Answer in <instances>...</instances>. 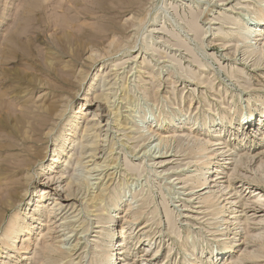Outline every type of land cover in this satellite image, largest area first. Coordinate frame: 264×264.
Listing matches in <instances>:
<instances>
[{"label": "rangeland", "instance_id": "obj_1", "mask_svg": "<svg viewBox=\"0 0 264 264\" xmlns=\"http://www.w3.org/2000/svg\"><path fill=\"white\" fill-rule=\"evenodd\" d=\"M251 6L255 10L264 9V0H0V168L4 159L13 154L2 146L18 142L20 134L18 137L15 134L22 127L23 119H30L37 114L38 106L46 107L54 100H59L60 110H66L55 126L53 138L44 145L45 160L31 171L33 181L26 196H35L30 199L31 210L36 209L38 200L42 201L40 194L44 192L43 203L49 208L63 202L66 181L62 183L56 178L57 183H50L51 186L46 182L65 165H54L53 174L47 173L48 166L53 150L64 143L61 135L72 128L71 120L76 122L88 110V119H83L77 129L79 137L75 149L82 141L85 142L84 152L98 147L97 162L102 167L93 173L90 171L93 162L85 159L69 170L76 175L74 186L80 198L98 191V185H93L97 175L114 173L106 201L96 214L106 213L107 209L113 217L116 215L115 223L111 224V229H115L114 244L118 238L123 242L122 233L128 232L127 253L119 255L122 262L126 259L124 264H185V259L186 264H235L238 258H241L238 264H264V247H261L264 243V197H254L258 186L252 190L256 182L264 180V137L261 138L258 127L253 124H248L243 132L236 129L249 108L254 106L255 118L262 115L264 69L254 70L253 59L243 60L244 48L238 37L233 41L229 35L222 39L216 37L219 28L230 34L233 26L221 20L227 16L235 18L240 13V20L255 26L256 14L249 10ZM232 7L235 9L227 12ZM190 74H197V80L188 79ZM103 76L105 79L100 82ZM101 93L106 95V101L95 99ZM93 112L98 113L96 123L103 122L102 127L83 138L81 127L84 120L94 118L90 116ZM216 114L237 119L233 129L239 135H236L237 140L240 138L236 142L233 133L225 134L223 142L230 149L236 148L232 151L234 156L228 161L213 162L209 174L217 179L227 168L215 193H229L231 199L223 205L227 204L226 210L233 206L230 218H238L232 221L235 226L231 229H237L230 234V242L236 241L234 248L225 246L220 241V232L211 226L217 223L222 229V221L214 218L207 223L209 217L204 218V210L198 209L200 201L190 198L188 188L193 182L185 184L184 181L202 173L194 167L191 152L178 148L174 141L158 146V138L146 140L152 129L157 130L175 120V125L190 127L185 132L179 129L178 134L184 132V135L209 140L212 146V136L221 130V120L210 128L211 133L202 128ZM161 133L173 135L175 129L171 127ZM248 138L251 141L248 142ZM65 146L66 149L68 145ZM72 148L70 145L66 153ZM157 153L170 156L163 167L153 161ZM60 159L63 162L66 157L60 156ZM217 167L220 171L215 173ZM46 168L44 172L48 175L41 178L38 174ZM261 186L264 194V185ZM243 201L251 206L245 212L241 207ZM130 204L132 210L128 211ZM77 206L79 209H72L68 215L79 216L65 224L72 222L78 231L70 233V227L63 234H70L68 240L74 244L80 238L81 246H87L88 253L81 264H90L95 258L93 245L99 236L97 217L84 202ZM116 206L119 211H115ZM17 209L24 210V203L8 210L6 219ZM140 209L142 218L133 220V212ZM147 222L150 226L139 232ZM83 226L92 229L81 234ZM47 227L37 224L35 244L31 243L29 248L32 259L21 261L20 255L13 251L15 257L6 262L37 264L35 258L38 256L34 253L40 251L42 239L49 238ZM190 231L193 236L187 239L185 233ZM40 232L43 235H39ZM21 244L22 241L18 245ZM0 248L2 259L7 250ZM115 249L118 252L117 245ZM186 250H190L191 256L186 257ZM76 258L66 256L60 264H79Z\"/></svg>", "mask_w": 264, "mask_h": 264}, {"label": "bare ground", "instance_id": "obj_2", "mask_svg": "<svg viewBox=\"0 0 264 264\" xmlns=\"http://www.w3.org/2000/svg\"><path fill=\"white\" fill-rule=\"evenodd\" d=\"M248 7H249V5L246 6V8H248ZM234 9L235 8L232 7L229 10H227V12H231V10L233 11ZM249 10H254V12H255L254 14H256L255 15L256 16L255 17L256 18V25L255 26H251V25L249 26L247 23L240 20V17H241L240 13H238L237 14L238 16H236L235 18H230L227 16L225 18H222L221 20L223 22L225 21L227 24H230L233 26V28H230V31H231L230 34H229V32H224V31H222L221 28H219V30L217 31L218 36H216V37L218 39H222L223 37H226L229 35L228 37H230L231 41H233L234 39L236 40V37H238V40L240 41V43H242L243 48H244V49H242L243 50V60H245V62H249L250 59H253L254 63L252 65V67H254V70L258 71L261 68L264 69V9H256L255 10L251 6V8H249ZM201 15H202V13H201ZM165 42H166V40H165ZM238 47H239V45H238ZM197 76H198L197 74H190L188 76V79L194 81V80H197V78H198ZM103 79H105V76H103L101 78L100 82H102ZM83 81H84V78L82 79V82ZM65 82H69V80L65 79ZM202 83L204 84L205 82H202ZM122 85L123 84H121V86ZM95 99H97L99 101H106L107 100L106 95H104V93H101L98 96H95ZM58 103H59V100H54V101L50 102L46 107L45 106H38L36 108L37 114L33 115L30 119H23L22 127L15 134L17 137L20 134L18 142H14V143L10 142L7 145L2 146V149L9 151V152L11 151V153H13V154L8 155L7 158L4 159V161H3L4 164L1 165V168H0V171H1L0 175L3 176V178L0 179V247H4L7 250L6 256L4 258L0 259V264H8L6 261L11 260L12 258L15 257V256H13V251H16L20 255L21 261H26V260L32 259L31 255H30L31 251L29 252V250H30L29 248L32 247L31 243L35 242L33 239H34V236L36 235L35 232L37 231V229H36L37 224L39 226H41V228H42V227H47V224L49 225L53 221H54L53 224H50L47 227V230L49 232L48 233L49 238L51 237V239L49 240L48 237L45 238L44 240L42 239L41 243L39 244V247H41L40 251H38V252L35 251V253H34L38 256V259H37V257L36 258L34 257L36 259L37 264H60V262L66 256H68V257L77 256L76 259H78L79 260L78 263L81 264V263L85 262L83 260H84V258H86L88 256V253L86 251L87 246L84 248L82 247L83 245L81 246L80 238L78 239V242H76L74 244L73 241L71 242V240H68L71 237L70 234L69 235L66 233L63 234V232L69 231L70 227L72 229L70 231V233H75L76 231H78L76 229L75 225L72 224V222H69L71 224H65V222L69 219L70 220L73 218L77 219V217L79 215L70 217V215H68V214L70 211H72V209L78 210L79 208H78L77 204H79V206H80V204L83 202L86 204L88 209L92 210V212H94L95 214L98 213L100 211V206H102L103 203L106 201V193L108 190H110L111 181H113V178H114V173H108V172H106V173L104 172V173L97 175L96 179L92 178L93 180L97 181L96 183H94L95 181L94 182L92 181V182L94 183L93 185H98V187H97L98 191L93 192L84 198L83 197L80 198V194L78 193V189H76V187L74 186L75 185L74 183L77 182L76 181V175H75V173H72V170H69V168L73 169L74 167H78V164L83 163V161L85 159H90L89 161L91 163L93 162V165H92L93 167L91 166L92 169L90 170L93 173L98 171L99 168L102 167V166H99V163L97 162L99 159L98 156L100 154V153H98V151H99L98 147H91L87 151L84 152L85 142L82 141L79 143L78 148L75 149V146H76L75 143L79 137V135L77 133V129H78V127H79V125L83 119H88L87 118V116L89 115L88 110H86L82 115H80V117H78L76 119V122L74 120H71L70 126H72V128L67 129L65 131V133L61 135V137L64 139V143L62 145L59 144L60 145L59 149L53 150V158L51 160V164L48 166V169H50V170H48L47 173H51L52 171H56L55 169H53V168H55L54 165L59 164V163H63L65 165V168L63 170H60V172L59 171L57 172L56 176H58V177H56V176L52 177V175H51L47 178V179H49V181L46 182L48 184V186L49 185L51 186L52 184H50V183H54L56 181V178L58 180H62V183L66 181V183H65L66 184V186H65L66 187V190H65L66 195L64 197L63 202L56 203L54 207L49 208V205H45V203H43V201H45L43 199L46 196V194L44 192L42 195L40 194V196H41L40 198H42V201H41V199L38 200L37 201L38 204L36 206H34L36 209L31 210L30 207L32 205V200H30V199L34 195L32 194L30 196V198H29V196H28V198H26V196L28 195V190H29L28 188L33 181L31 171L35 165H37L38 163L45 160L46 155L44 153V145L47 144L49 138L54 135L55 126L57 125L58 120L63 118V116L66 112V110L65 111L60 110V106L58 105ZM130 108H128V109H130ZM253 108H254V106L252 108H249L246 111V113L241 117V119L239 120V124L237 125L236 129L239 132L242 129V132H243V131H246V126L248 124H253L256 127H258V131L260 132V136H261V138H263L264 137V107L262 109V115L259 116L258 119L255 118L256 115H255V111ZM92 115L94 118L92 120H84V125L81 127L83 138L89 137L90 134L94 130L97 129V127H99V128L102 127L103 122L96 123V118H97L96 116L98 115V113L93 112L90 114V116H92ZM195 117L198 118L199 114H196ZM118 118H120V117H118ZM218 120H221V124H220L221 130L214 132L215 134H213V136H212V138H214V144L212 146L209 145L211 143V141H209V140L204 141V140H201L197 136L192 137L189 134L184 135L185 130H189L190 127H188L187 125H184V127L175 125V123H176L175 120H170V121H168V123L166 122V124L164 126L161 125V127H159L157 130L152 129V131L149 133V136H147L146 140L150 141V140H152L153 137H156V138H158L157 139L158 143H159L158 146L163 144V143H166L168 141H174L177 143L178 148H185V150H188L191 152V154L194 156V159H195L194 167H196L198 169V171H200L202 173L199 176L192 178V180H190V178H189V179L184 181L185 184L190 182V181L193 182V185L190 188H188L189 190H191V193H190L191 197L190 198L196 197V200L200 201L199 204L201 206L199 205L200 207H198V209L204 210V212H202V214L205 215L204 218L209 217V219L206 220L207 223H208V221L210 222V221L214 220V218L222 221L223 224L220 225L222 227V229L219 228V224H217V223L216 224L210 223V224H211V226L215 227L217 232H220V236L222 237L221 238L222 240H220V241L225 246L231 245V247L234 248L236 241L230 242V239H231L230 234L233 233V231H235L237 229V228H234V229H231V228L233 225L235 226V224H232L233 223L232 221L235 222L238 220V218H236V217L230 218V216L233 213L232 212L229 213V211H231L233 209V206L230 207L228 210H226L227 204L223 205L224 203L228 202L231 199V198H229V193L223 194V195H218L217 193H215V189L219 187L218 181L220 179H223V174H226L225 169H227V168L222 170V173H220L221 176H218L217 179H214L211 175L209 176V174L211 172L210 169H211V165L213 164V162H215L216 160H218V162L219 161H228L230 157L234 156V152H232V151L236 150V148L230 149V147L228 145H226V143L223 142L225 139V134L229 131L231 133H233L235 135L234 136L235 138L233 140L234 141L236 140V142L239 141L240 138H238V140H237L236 135H238V134H235L237 132H235V130L233 129V126L235 124V120H237V119H234V117L229 116V115H225V116L222 114L214 115L212 117V119H209L205 122L206 126H204V128H202V130L203 131L208 130V132L211 133L210 128L212 126L216 125ZM183 123H185V122H183ZM1 125H2V123H0V126ZM119 125L121 126V124H119ZM207 125H209V127ZM106 126L107 125H104V127H106ZM126 126H128V125H126ZM122 127H123V124H122L121 128ZM171 127L175 129V133L173 135H170V133H169V135H164L161 133L162 131H166V129H169ZM129 128L131 129V127H129ZM138 129L140 130L141 128H138ZM179 129H183L184 132L178 134L177 132H179ZM129 132H131V131H129ZM130 135L133 136L132 134H130ZM69 136L72 138L70 139ZM245 136H246V134H245ZM249 141H251V138L250 139L248 138V142ZM54 142L57 143L58 140H55ZM91 143L94 144V142H91ZM246 144H248V143H246ZM65 145H68V147L70 145H72L73 148L68 153H66V150L68 149V147L65 149V147H66ZM55 146H56V144H55ZM154 146H156V145H154ZM212 147H217V148L212 149ZM161 148H162V146H161ZM57 151H58V153H56ZM230 152H232V153H230ZM147 153H148V151L145 154L147 155ZM76 155H77V157H76L75 161L72 162V160L74 159V157ZM60 156H65L66 159L62 162V160L60 159ZM86 156H88V157H86ZM153 157H154L153 161H156L155 164H160L161 165L160 167H163L164 163H166L170 159L169 158L170 156H168L167 154H161V153L160 154L157 153ZM217 168L218 169H216L217 171L215 170V173L220 171L219 167H217ZM46 170H47V168L45 170H42L41 173L39 172L38 175H40V176L42 175L41 178L47 176L48 174H45V172H44ZM109 172H111V171H109ZM53 173H55V172H52V174ZM125 174H126V172H125ZM90 181H91V179H90ZM55 183H57V182H55ZM90 183H89V185H90ZM261 184L264 185V180H261L259 183L256 182L254 184V187H252V190H253L255 188V186H258V189H256L254 192V197H258V196L264 197L263 190H261V187L263 188V186H261ZM244 186H245V184H244ZM244 186H240V187H244ZM88 187H90V186H88ZM248 188H250V186ZM63 190H64V188H63ZM86 190L88 191L87 187H86ZM22 202L24 203L25 209L24 210L17 209L14 212L13 216L10 215L11 217L9 219H6L7 211L11 210V209H16L17 207H19L20 203H22ZM241 205H242L241 207H242L243 212H245V211H247V209L251 208V206H247V203H244V201L242 202ZM118 206H120V205H118ZM118 206H116L115 211H119ZM68 208H70L71 210L67 211ZM130 210H132L131 204L129 206L128 211H130ZM209 210H211L210 213L208 212ZM141 211H142V209H140L139 211L133 212V215H132L133 220H139L140 218H142ZM105 212L106 213L96 214V217H97L96 229L98 230L96 233L99 236L96 238L97 241L93 245V249H94L93 254L95 255V258L90 261V264H122V263L124 264L126 262V259H124V261L122 262L121 261L122 257H120V256L125 255L127 253V245L130 244V240H129L130 236H128V232H123L122 233L123 234L122 239H124V241L119 242V238H118V241H116V243L114 244L113 240L115 239V229H111V224L115 223V216L116 215H114V217H113L111 215V213L109 211H107V209ZM74 213H76V211H74ZM210 217H212V218H210ZM169 220H170V223H172L171 222L172 218H169ZM45 222H46V225H45ZM148 222L145 225H143V227H141V230L139 232H141L142 230H144L150 226V225L147 226ZM4 224H5V228L2 229V226ZM35 224H36V226H35ZM81 224H82V222H81ZM79 227H81V226L79 225L78 228ZM83 228H84V226H83ZM90 229H92V228H90ZM90 229L84 228V230L81 232V234L88 233ZM131 230H133V228ZM171 233H174V231H172ZM41 234L43 235L42 232H40L39 235H41ZM133 234H134V232H133ZM185 234L188 235L187 239H190L191 236H193L191 231L188 233H185ZM39 235H38V237H40ZM76 236H77V234H76ZM81 236H83V235H81ZM103 237H106V239L104 240ZM259 237L261 238V236H259ZM81 239H82V237H81ZM21 241H22V244H21V246H19L18 244L21 243ZM116 245L118 246V252L115 249ZM18 247H21V248H18ZM261 247H264V243L262 244ZM191 248L193 249V247H191ZM0 250H1V248H0ZM227 250H228V248H227ZM186 251H187L186 257L191 256V254L189 253L190 250H186ZM167 254H168V257L170 258L171 252H169ZM217 257H219V254H217ZM90 259H91V257H90ZM148 259H145V261H149ZM239 261H241V258H238V261L234 262V263L238 264ZM183 262L186 264L188 261L185 259Z\"/></svg>", "mask_w": 264, "mask_h": 264}]
</instances>
